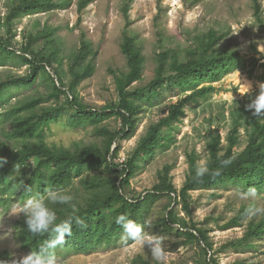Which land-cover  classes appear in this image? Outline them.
I'll use <instances>...</instances> for the list:
<instances>
[{"label":"trees","instance_id":"obj_1","mask_svg":"<svg viewBox=\"0 0 264 264\" xmlns=\"http://www.w3.org/2000/svg\"><path fill=\"white\" fill-rule=\"evenodd\" d=\"M12 1L7 6L4 17H0V33L5 32L0 35V66H7L9 63L28 65L29 71L26 75L0 82V102L12 87L34 85L40 76L47 74L52 79L50 96L56 98L59 104L40 108L44 98H33L0 113V126L6 120H12V131L8 135L22 143L16 147L8 144L0 147V158L6 161L0 167V201L6 203L16 193H19L22 200H26L30 196L43 194L49 188L68 192L76 178L80 177L88 195L82 202L74 198L75 215L84 223H74L71 235L66 236L65 244L55 252L56 254L59 249H64L67 255L93 252L116 242L122 234L121 227L114 220L118 215H127L144 226L152 205L162 196H168L171 199L168 208H171L162 218L163 227L170 229L177 224L179 228L175 229L179 235L189 242H198L207 256L211 254L210 259L200 264H219L212 253L213 244L206 230L180 217L177 208L172 207V202L192 216L193 191L229 184L242 186L249 191L264 188V119L252 115V111L247 108L248 102L233 113L235 117L226 150H223L222 136L219 133L212 135L209 140V158L206 164L214 174L206 175L201 180L194 179L199 156L191 152L188 153L189 173L180 189L172 180V164H166L159 171V181L152 190L138 197L129 195V191L131 179L142 164L149 161L158 149L170 145L173 139L171 131L186 116L187 105L215 92V82L245 66L244 56L238 49L220 51L218 42L222 37L210 30L196 47L188 50L185 59L168 50L159 52L155 77L147 85L133 88L134 83L143 77L146 58L136 38L128 31V21L121 43L127 70L114 71L118 102L94 109L82 102L77 93L78 86L95 71L94 57L97 55V50L84 32L81 33L78 49L69 58L67 71H64V59L60 57L61 47L50 28L24 32V39L19 47H15L11 39L15 38L16 25L24 16L66 8L71 1ZM93 1L79 0L78 11L82 12ZM253 1L256 17L264 27L262 5L259 0ZM126 17H129L127 11ZM39 41L43 43L36 47ZM254 49L258 52L256 46ZM260 66L264 69V62ZM253 70L249 71L251 77ZM50 71L55 74V78ZM69 74L67 83L66 77ZM259 78L264 80V75ZM164 87L178 89L177 102L170 106L165 117L148 127L132 154L124 161H118L122 142L131 139L137 132L143 102H152L160 97ZM66 113L71 127L93 125L96 133L102 137V143L93 142L74 148L48 144L44 139L45 127ZM110 118L118 119L120 126L109 129L101 125ZM245 125L250 126L248 144L237 154L234 148L239 143L240 128ZM229 157L233 158V163L228 167L221 166L220 161ZM32 162L35 164L31 165ZM16 164L20 165L19 173L15 172ZM92 172L95 173L91 174ZM51 207L57 214V222L74 214L69 206ZM240 216L234 218L231 224L238 225ZM16 228L17 239L27 254L37 250L51 235L44 233L33 236L27 231L24 219L16 222ZM263 232L264 221L251 225L249 229V235L254 237ZM246 242L249 245L247 239ZM0 259L6 264H13L9 250H0ZM138 261L139 264H155L141 256Z\"/></svg>","mask_w":264,"mask_h":264},{"label":"rangeland","instance_id":"obj_2","mask_svg":"<svg viewBox=\"0 0 264 264\" xmlns=\"http://www.w3.org/2000/svg\"><path fill=\"white\" fill-rule=\"evenodd\" d=\"M69 1L71 2L66 8L24 16L16 25L15 38L11 39L15 47H19L24 39V32L50 28L61 47L60 57L64 59V71H67L69 58L78 49L81 33L84 32L97 50V55L94 57L95 71L78 86L77 93L82 102L94 109L118 102L114 71L127 70L121 43L128 21V31L136 38L146 58L143 77L134 83L133 88L145 86L155 77L159 52L168 50L185 59L188 50L196 47L210 30L222 37L218 42L220 51L238 49L246 59L244 67L214 83L217 89L209 97L187 105L186 116L171 131L173 139L170 145L158 149L137 170L131 179L129 195L138 197L152 190L159 181V171L166 164H172V180L180 189L189 173L188 153L195 152L199 156L198 162L206 164L209 158V140L218 133L222 136L223 150H226L235 117L233 113L245 102L250 103L257 90H260V85L264 84V80L259 78L264 75V69L260 66L264 62V27L256 17L254 1L94 0L82 12L78 11L79 0ZM12 2L0 0V17H4L7 6ZM259 2L264 16V0ZM4 33L2 31L0 35ZM42 43L39 41L36 47ZM251 69H254L253 77L249 73ZM28 71V65L9 63L7 66H0V82L26 75ZM50 72L55 78V74ZM69 78L70 74L66 77L67 83ZM52 88V79L47 74L40 76L34 85L12 87L0 102V113L33 98H44L40 108L57 105V99L50 96ZM178 98L177 88L164 87L160 97L152 102H143L137 132L131 139L122 142L118 161H124L132 154L148 127L165 117ZM62 100H65V96ZM101 125L116 129L120 126V121L110 118ZM12 127V120L1 123L0 147L3 144L11 147L22 145L20 141L9 137ZM249 131V125L240 128L235 153H240L247 146ZM44 139L52 146L65 148L93 142L102 143V137L96 133L93 125L71 127L67 113L61 114L59 120L45 127ZM34 164L32 162L31 165ZM68 193L81 202L88 195L80 177L76 178ZM191 195L192 216L174 202L172 207L175 206L179 216L187 222H194L206 230L213 244L212 253L219 264H264V232L260 236L249 235L251 225L264 221V188L249 191L242 186L229 184L214 189L196 190ZM24 201L19 193L9 197L6 203L0 201V250L11 252L13 264H16V257L27 255L16 236V222L24 219L19 212V206ZM170 203L168 196H162L152 205L146 220L151 225L144 224L145 232L162 239L167 253L166 264L204 263L210 259L211 254L207 256L198 242H189L179 235L175 229L179 228L177 224L170 229L163 227L162 218L171 208H168ZM239 215V224H231ZM65 253L64 249L58 250L55 254L56 264H139L140 256L155 262L142 242H125L121 236L111 245L93 252Z\"/></svg>","mask_w":264,"mask_h":264},{"label":"clouds","instance_id":"obj_3","mask_svg":"<svg viewBox=\"0 0 264 264\" xmlns=\"http://www.w3.org/2000/svg\"><path fill=\"white\" fill-rule=\"evenodd\" d=\"M247 108L252 111L255 118L264 119V84L260 85L259 92L251 99ZM6 161L0 158V167ZM233 163L229 157L220 161L221 166L228 167ZM21 171L20 165H15V172ZM214 174L207 164L198 162L195 166L194 179L201 180L206 175ZM30 190V189H29ZM51 205H65L73 210V215L57 222L56 212ZM76 205L72 194L64 190L47 189L43 194L27 198L20 206L19 212L24 217L27 231L33 236L50 233V238L41 243L37 250L27 255L16 257V264H56V249L65 244L66 236H70L73 224L83 225V220L75 215ZM115 223L122 229L121 238L127 241H139L150 251L155 264H166L167 253L163 248L162 239L156 235L145 232V226L133 221L127 215L121 214L114 218ZM0 264L6 262L0 259Z\"/></svg>","mask_w":264,"mask_h":264}]
</instances>
